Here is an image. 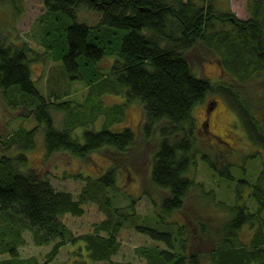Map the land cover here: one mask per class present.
<instances>
[{"label": "trees", "instance_id": "16d2710c", "mask_svg": "<svg viewBox=\"0 0 264 264\" xmlns=\"http://www.w3.org/2000/svg\"><path fill=\"white\" fill-rule=\"evenodd\" d=\"M2 1L17 13L24 0ZM42 1L46 9V18H40L44 22V56L48 60L61 59L69 77L84 84L92 95L109 92L124 96V102L106 107L115 116L100 108L99 103H90L94 112L87 121H81L88 125L81 138L71 134L73 127H57L51 105L59 107L63 103L56 102L58 95L52 100L45 98L35 86L29 56L32 48L26 42H7L0 30V92L10 108L16 110L23 105L27 111L28 107L26 115H36L37 121L31 128L22 125L5 139L0 137V264H50L62 247L70 245L74 249L68 255L75 259L85 254L98 264H133L112 260L121 247L116 236L133 218L131 215H137L136 204L140 201L133 199L127 206H117L118 166L113 164L96 177L73 175L84 182L74 197L69 191L57 190L41 171L27 167L26 155L34 148L40 127L45 158L63 152L86 162L89 155L104 149L125 154L135 144L137 133L131 127L118 131L108 127L121 121L122 108L133 103L142 107L143 137L149 139L156 134L158 138L149 180L168 193L159 203L150 200L151 210L159 208V220L153 223H159L161 228L136 226L157 244L149 241V246L136 247L135 257L142 258L145 264H264L263 172L253 184L237 179L233 202L219 197L223 186L219 184L220 177L235 180L231 164L218 168L211 155L198 149L192 110L209 93L223 95L240 116L249 143L260 149H264V118L247 99L231 98L236 91L233 85L214 84L194 74L186 56L192 48L203 45L214 52L234 80L247 82L254 70L263 73L264 0H247L246 19L238 18L229 8L217 9L219 0ZM79 8L96 12L98 22L94 26L76 21L63 23L61 34L56 35L48 12L75 17ZM106 55L114 57V61L109 69L102 70L99 62ZM103 111L102 127L93 130L89 124ZM198 155L209 169L219 173V177L210 175L219 182L217 188L196 179L192 168L197 165ZM246 188L250 189L248 197L255 201L252 207L240 204ZM193 192H197L193 212L184 215ZM91 203L103 219L94 223L90 232L74 233L63 217H80L84 206ZM145 216V221L155 219L154 211ZM25 231L31 233L37 245L54 241L44 262L20 255Z\"/></svg>", "mask_w": 264, "mask_h": 264}, {"label": "rangeland", "instance_id": "374dc122", "mask_svg": "<svg viewBox=\"0 0 264 264\" xmlns=\"http://www.w3.org/2000/svg\"><path fill=\"white\" fill-rule=\"evenodd\" d=\"M216 6L217 9L222 10L229 8L231 13L238 18L246 19L248 17L247 0H219L216 2ZM45 12L46 9L42 0H24L20 11L17 13L7 2L0 0V30L5 34L7 42L18 44L26 42L28 48H32L29 56L35 86L45 98L52 100L54 95H58L60 97L56 98V102L63 103L59 107L51 105V115L55 125L60 128L73 127L71 134L81 138L83 130L88 126L87 124H81V121H87L88 115L94 112L88 106L90 103H99L100 108L110 113L111 116H115L117 114L106 107H111L113 104H122L124 96L109 92H104L100 96L92 95L84 84L69 77L61 59L50 57L48 60L44 56L45 47L41 43L44 22L40 18H46L44 17ZM48 15L54 23L56 35L61 34L60 28L63 23L70 25L76 21L94 26L99 20V15L96 12L86 8H79L75 17L58 12H48ZM186 56L194 74L206 78L214 84L233 85L236 91L231 98L237 96L244 100L247 99L254 110H257V114H262L261 116L264 118V72L258 74L254 70L253 77L250 80L240 82L232 79L233 76L231 77L228 74L226 66L221 67L214 52L203 45L192 48L186 53ZM113 61L114 57L106 55L99 62L100 68L102 70L109 69ZM95 94L97 93L95 92ZM211 108H214V113L210 118L209 127L206 129L203 120L205 113ZM122 110L124 114L122 120L111 124L108 128L118 131L123 127H131L137 133L135 144L125 154H118L104 149L89 155L86 162L74 156H68L63 152L53 153L45 158L44 133L40 127L35 136L34 148L26 152L27 167L41 171L44 178L49 179L57 190L69 191L74 197H77L84 182L76 180L73 175L81 173L84 176L96 177L107 167L116 164L120 170L117 181L119 198L115 201L117 206H127L131 204L133 199H139L140 201H137L136 204L137 215L132 214L131 217L134 219L129 218L116 236V240L121 243V247L119 252L112 257V260L145 264L142 258L135 257V248L149 246V244L146 245L149 241L154 244L157 243L141 234L137 227L148 225L161 228L159 223H153V221L159 220L157 218L159 208L155 210L152 208L151 210L150 203L153 200L155 203H159L161 197L167 196L168 193L155 187L149 180L151 159L153 152L157 149L158 138L156 134L149 139L143 137L141 133L142 107L139 103H133L130 107L122 108ZM104 111L96 116L93 123L89 124L93 130H99L102 127L105 119ZM26 114H28V107L27 111L23 105H19L16 110L10 108L0 92V137L5 139L7 135L22 125L26 128L35 126L37 123L36 115L30 114L28 116ZM192 118L195 122L194 134L198 149L201 148L204 153L211 155L218 168L230 163L231 173L235 180L229 182L220 177V183L213 181L210 175L215 177L219 173L215 169H209L199 155L196 159V167L192 168L196 179L203 181L208 187L214 186L217 188L218 183L223 185L224 187L222 186L221 192L217 195L225 201L233 202L234 183L237 179H247L250 184H253L261 171L264 176V149L249 143L240 124V116L230 108L226 97L221 94L209 93L203 103L194 106ZM2 148L0 146V155L3 153ZM14 153L15 151L12 154ZM249 191L250 189L246 188L240 204L242 202L252 207L255 205V201L248 197ZM197 192L199 191L197 190ZM197 192L190 194L184 209V215L192 214V204L195 203ZM251 200H253V203ZM153 211L155 219L145 221L143 216L151 215ZM145 217L147 218V216ZM172 218L174 219V217L168 219L173 220ZM102 219L103 216L98 211L97 206L92 203L84 206V213L80 217L69 214L63 217L67 227L76 234L92 231L93 224ZM24 236L25 243L19 248L20 255L26 258L34 257L39 262H44L54 241L37 245L32 240L29 231H25ZM73 249L74 246L72 245L62 247L57 257L50 264H77L76 261H83L81 264H98L90 261L85 254L83 257H76V259L70 257L68 252L71 253ZM99 264L109 263L100 262Z\"/></svg>", "mask_w": 264, "mask_h": 264}, {"label": "flooded vegetation", "instance_id": "af4514ba", "mask_svg": "<svg viewBox=\"0 0 264 264\" xmlns=\"http://www.w3.org/2000/svg\"><path fill=\"white\" fill-rule=\"evenodd\" d=\"M214 113V109L210 112V113H205V117H204V122H205V125H204V128H208L209 127V124H210V118L211 116L213 115Z\"/></svg>", "mask_w": 264, "mask_h": 264}, {"label": "water", "instance_id": "95a60500", "mask_svg": "<svg viewBox=\"0 0 264 264\" xmlns=\"http://www.w3.org/2000/svg\"><path fill=\"white\" fill-rule=\"evenodd\" d=\"M213 110V108L209 109V111Z\"/></svg>", "mask_w": 264, "mask_h": 264}, {"label": "bare ground", "instance_id": "6f19581e", "mask_svg": "<svg viewBox=\"0 0 264 264\" xmlns=\"http://www.w3.org/2000/svg\"><path fill=\"white\" fill-rule=\"evenodd\" d=\"M5 2V1H4ZM11 3V2H10ZM9 4V3H8ZM10 5V4H9ZM11 6V5H10Z\"/></svg>", "mask_w": 264, "mask_h": 264}]
</instances>
